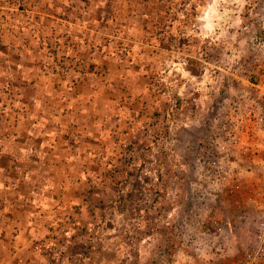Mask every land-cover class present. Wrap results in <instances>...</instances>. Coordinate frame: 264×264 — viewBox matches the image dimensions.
<instances>
[{
    "label": "rangeland",
    "instance_id": "374dc122",
    "mask_svg": "<svg viewBox=\"0 0 264 264\" xmlns=\"http://www.w3.org/2000/svg\"><path fill=\"white\" fill-rule=\"evenodd\" d=\"M89 1L81 0L77 5L68 0L66 6L59 7L57 0H0V126L7 127L2 137H7L17 114L25 108L23 99L27 92H32L27 88L40 78L46 79L42 83L45 99L51 97L53 87L57 88L53 92L57 99L77 98L74 109L95 112L99 126L107 125V112H124L129 116L126 120L141 117L129 136L124 134L127 129H121L120 122L113 119L110 139L104 142L108 151L101 153L105 162L96 165L98 190L112 194L98 196L92 226L78 230L85 238H91V246L76 244L77 258H70L66 264H163L153 254L161 247L172 251L171 246H152L143 260L139 242L142 236L153 233L161 209L177 202L184 208L181 216H192L190 201L184 202L192 174L191 146L203 133L205 111L227 85V68L249 54L252 36L264 32V21L260 19L264 0H246V14L253 13L244 21L242 33L234 38L244 41L245 46L239 49L229 47L225 35L218 32L223 28L217 22L210 27L203 25V13L213 0H151L139 7L144 15L129 13L130 17L123 15L119 4L117 16L108 15L111 17L108 20L103 18L105 5ZM65 17L75 18V23L64 22ZM185 24L193 28L192 37L179 36ZM73 32L74 36L67 40L66 36ZM90 40L98 48L95 54L98 67L92 70V79H96L92 84L90 81L78 85L72 80L85 74L79 63L87 58L83 51ZM106 45L122 50L116 55L124 58L123 65L116 64L114 69L107 66ZM157 45L166 46L167 55L170 46L188 49L190 56H186L191 58V66L178 71L173 83L165 81L164 69L155 65ZM200 57L205 59L203 65ZM84 71L89 74V69ZM61 78L66 83L57 81ZM263 189L264 170L256 169L242 189L245 196L226 195L218 201V208L223 211L221 217H216L219 222L215 226L224 227L223 223L231 219L240 223L234 227L235 231L245 228L243 222L248 219V212L240 205L248 204L251 195L260 199ZM238 197H242L241 204L237 203ZM142 215L148 220L145 224L140 221ZM252 219L255 236L254 216ZM157 230L160 233L157 238L168 237V225ZM220 251L223 250L217 252Z\"/></svg>",
    "mask_w": 264,
    "mask_h": 264
},
{
    "label": "crops",
    "instance_id": "0c3cea01",
    "mask_svg": "<svg viewBox=\"0 0 264 264\" xmlns=\"http://www.w3.org/2000/svg\"><path fill=\"white\" fill-rule=\"evenodd\" d=\"M73 1L77 5L81 3V0ZM216 1L208 2L206 7L208 9L203 13V25L210 27L217 22L223 28L218 32L225 35L224 39L229 47L239 49L245 46L243 39L234 38L238 37L237 33H242L244 21L252 17L253 12L246 14V0ZM67 2L68 0H57L55 3L60 7L66 6ZM90 2L103 3L106 9L103 18L106 17L108 20L111 18L109 16L113 18L117 16L119 4L121 10L120 7L118 9L123 15L139 13L144 15L139 7L150 3L151 0H104V2L90 0ZM44 3L43 1L42 4ZM72 5L75 6L74 2ZM70 14L72 15V12ZM63 21L75 23V18L70 20L65 17ZM228 24L234 27L228 28ZM178 33L179 36L189 38L193 35V28L185 24L184 29ZM73 34L74 32L68 34L67 40L74 36ZM155 48V65L158 67L160 64L159 69H164L167 75L164 77L165 81L173 83L179 76L178 71L190 68L191 58L188 49L170 46L167 55L166 46L157 45ZM105 49L107 66L110 69H114L116 64L117 67L123 65L124 58L116 55L122 50H115L109 45H106ZM97 51V46H92L90 40L89 47L83 51L87 58L79 63L85 74L83 77L80 74L76 80H72L73 83L77 82L78 85L90 81V84L93 83L96 78L92 79V70L98 67L95 56ZM200 59L203 65L205 59L202 57ZM85 69H89V74L84 71ZM45 81L43 78L37 79L36 84L27 88L32 92H27L24 97L25 108L17 112L15 124L10 127L7 137H2L3 132L7 133V127L0 126V264H66L70 258H73L72 260L77 258L76 244L83 242L85 248L91 246V238H85L78 230L86 225L92 226L91 218L92 213L95 214L98 208V196L102 193L106 196L112 194L108 190L105 192L98 190L96 165L100 161L105 162V156L101 153L108 151L105 143L110 139L113 119H116V123L120 122L121 129H127L124 134L128 136L141 120V117L126 120L124 118L129 116L124 112L115 114L107 112L105 116L107 125L99 126L100 120L95 112L74 109L77 98L67 96L64 99H57L53 94L57 88L53 87L51 97L45 99L47 94L42 91V83ZM57 81L66 83L64 78ZM82 105L84 107V103ZM134 120H137V123ZM182 197L183 195L179 196L180 201ZM184 198L185 203L189 201L188 187ZM217 203L212 212L202 214L201 224L195 227L192 238L177 234L176 223L184 209L182 204L176 202L170 208L161 209L153 233L142 236L139 242L140 257L144 260L152 246L167 244L172 250L169 251L165 247L167 251L175 254L177 258L174 264H240L251 244L250 241L254 238V227H251L254 212L251 207L244 205L243 210H246L244 212H248L246 215L248 219L243 222L245 228L235 231L234 227L240 223L231 219L224 220L226 223L222 221L224 227H220L221 223L215 226V223L219 222L216 217H221L223 211L218 208ZM144 204L146 205L145 202ZM154 204L157 209V203ZM232 212L234 213V210ZM140 221L145 224L148 220L142 215ZM167 225L168 237L157 238V235L160 236L157 229ZM219 250L223 251L218 253ZM155 255L154 253L153 257Z\"/></svg>",
    "mask_w": 264,
    "mask_h": 264
},
{
    "label": "built area",
    "instance_id": "2783aa9c",
    "mask_svg": "<svg viewBox=\"0 0 264 264\" xmlns=\"http://www.w3.org/2000/svg\"><path fill=\"white\" fill-rule=\"evenodd\" d=\"M260 19L264 21V14ZM225 74L227 85L205 111L203 133L191 146L188 190L192 216L185 214L176 223L181 237L192 238L203 213L212 212L223 196H242L250 174L264 170V32L252 36L249 54L230 64ZM260 195V199L254 195L247 199L246 206L254 212L255 240L240 264L264 263V189ZM238 198L241 204L242 197ZM155 258L163 264L177 260L164 247Z\"/></svg>",
    "mask_w": 264,
    "mask_h": 264
},
{
    "label": "trees",
    "instance_id": "16d2710c",
    "mask_svg": "<svg viewBox=\"0 0 264 264\" xmlns=\"http://www.w3.org/2000/svg\"><path fill=\"white\" fill-rule=\"evenodd\" d=\"M68 69H69L68 67L67 68L65 67V70H68Z\"/></svg>",
    "mask_w": 264,
    "mask_h": 264
}]
</instances>
